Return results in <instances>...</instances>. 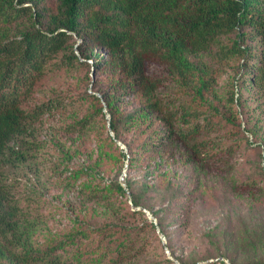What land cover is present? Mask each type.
I'll use <instances>...</instances> for the list:
<instances>
[{"label": "rangeland", "instance_id": "374dc122", "mask_svg": "<svg viewBox=\"0 0 264 264\" xmlns=\"http://www.w3.org/2000/svg\"><path fill=\"white\" fill-rule=\"evenodd\" d=\"M44 5L56 13L55 0ZM246 43L260 53L258 39ZM88 47L86 54L95 59L84 66H64L70 52L52 57L22 105L28 111L52 105L35 138L43 143L41 150L34 154L20 143L12 146L25 152L27 162L8 188L24 220L37 223L34 247L64 244L56 251L61 264H264V108L247 85L257 62L243 68L248 70L243 86L240 57L210 61L216 83L201 98L191 88L190 97L182 94L166 66L147 59L145 76L161 82L158 99L167 115H174L170 127L162 110L141 118L145 100L130 91L120 94L122 75L103 64L109 62L104 50ZM93 60L100 64L96 71ZM110 88L120 98L113 104L116 132L105 105L100 102L102 113L96 114L90 98ZM189 99L201 114L197 121L214 118V131L195 134L183 124L179 103ZM230 109L235 117L228 116ZM128 114L136 118L132 127L124 123ZM200 145L206 149L198 156ZM121 177L129 184L123 195L103 190ZM132 195L141 197L139 207L152 220L131 205ZM0 264L17 263L0 255Z\"/></svg>", "mask_w": 264, "mask_h": 264}, {"label": "trees", "instance_id": "16d2710c", "mask_svg": "<svg viewBox=\"0 0 264 264\" xmlns=\"http://www.w3.org/2000/svg\"><path fill=\"white\" fill-rule=\"evenodd\" d=\"M44 1L0 0V243L3 244L0 255H10L17 264L62 262L56 251L64 248V244L34 247L32 238L37 223L24 220L15 193L7 190L2 181L3 174L9 178L7 173L21 170L27 162L25 152L14 150L13 145L20 143L34 154L42 148L43 143L35 138L38 132L40 135L42 116L51 111L52 105L31 111L22 105L29 101L34 85L52 57L70 52L62 64L84 66L94 58L86 54L89 45L106 51L109 62L103 64H111L122 75L117 84L120 94L127 91L138 94L145 100L139 116L145 118L151 112L159 115L162 110L164 123L168 122L170 127L174 115H167L165 102L158 99L156 92L161 82L145 76L147 59H158L166 66L182 94L190 97L187 89L191 88L201 98L216 83V77L210 74V61L225 63L240 57L238 80L245 86L248 70L243 72V68L248 62L254 65L255 60L256 72L247 85L255 88L264 108V0H55L54 14L49 13ZM74 38L81 43L75 45ZM226 38L229 44H224ZM248 39L259 40L260 53L253 52L246 43ZM93 64L96 71L100 64L96 61ZM96 92L99 98L92 94ZM96 92L90 93L96 104L95 113H102L100 102L105 105L111 114L110 129L116 132L119 122L114 115L118 110L113 104L120 98L114 97L112 88ZM190 103V99L179 103L183 124L195 134L201 129L214 131V118L197 121L201 114ZM228 103H234L232 94ZM228 116L235 117L236 113L230 109ZM135 121L134 115L125 116L124 123L129 127ZM251 133L256 134L253 130ZM201 149L206 146L200 145L198 156ZM126 187L129 188L127 182ZM103 190L124 194L119 181L111 182ZM131 202L134 207L142 206L141 197L132 195Z\"/></svg>", "mask_w": 264, "mask_h": 264}, {"label": "clouds", "instance_id": "9594fccd", "mask_svg": "<svg viewBox=\"0 0 264 264\" xmlns=\"http://www.w3.org/2000/svg\"><path fill=\"white\" fill-rule=\"evenodd\" d=\"M102 50V49H101ZM104 54H106L107 55V53H106V51H105V53ZM108 56V55H107ZM93 72L94 71H92V74H93ZM238 78H239V76H238ZM92 94H94L95 96H97L98 98L100 97L97 93H92ZM108 121H110V120H108ZM110 125V124H109ZM123 151H124V155H125V159H129L130 157L128 156V154H127V150L126 149H122ZM126 167V166H125ZM127 168V167H126ZM16 172H9V173H7V175L9 176V178H7L4 174H3V176H2V181H3V185L5 186L6 185V188H7V190H10V191H13V189H9L8 188V182H10V181H12V180H14V179H17L16 178ZM120 183H121V186L123 187V189H124V187L126 186V183H124V179L121 177V180L119 181ZM132 205V204H131ZM133 206V205H132ZM134 207V206H133ZM135 209L136 210H142V208H140V207H135ZM144 209V208H143ZM145 211H147L148 213H149V211L148 210H146V209H144ZM150 214V213H149ZM146 215V214H145ZM151 215V214H150ZM152 216V215H151Z\"/></svg>", "mask_w": 264, "mask_h": 264}, {"label": "water", "instance_id": "95a60500", "mask_svg": "<svg viewBox=\"0 0 264 264\" xmlns=\"http://www.w3.org/2000/svg\"><path fill=\"white\" fill-rule=\"evenodd\" d=\"M143 210V212L146 214V216L150 219V220H152L153 219V217L147 212V211H145L144 209H142ZM168 254V253H167ZM169 258L171 259V257L169 256Z\"/></svg>", "mask_w": 264, "mask_h": 264}, {"label": "bare ground", "instance_id": "6f19581e", "mask_svg": "<svg viewBox=\"0 0 264 264\" xmlns=\"http://www.w3.org/2000/svg\"><path fill=\"white\" fill-rule=\"evenodd\" d=\"M168 255L170 256V254L168 253Z\"/></svg>", "mask_w": 264, "mask_h": 264}]
</instances>
